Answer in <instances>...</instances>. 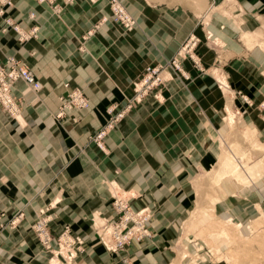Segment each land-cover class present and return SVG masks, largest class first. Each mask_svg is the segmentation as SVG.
Instances as JSON below:
<instances>
[{
	"label": "crops",
	"instance_id": "0c3cea01",
	"mask_svg": "<svg viewBox=\"0 0 264 264\" xmlns=\"http://www.w3.org/2000/svg\"><path fill=\"white\" fill-rule=\"evenodd\" d=\"M120 1L135 21L130 31L113 20L109 0L0 4V66L9 57L21 61L41 86L34 95L21 81L13 85L12 95L22 100L20 122L0 108V228L22 214L16 228L0 229V264H56L31 230L42 217L51 218L53 237L67 227L84 241L76 261L59 264H124L122 257L164 264L177 223L194 205L196 189L205 188L199 179L217 172L221 160L228 129L215 73L251 99L247 108L235 98L236 107L264 146V0H233L232 8L225 0ZM33 30L34 37L20 38ZM190 35L200 40V68L183 61L187 79L169 80L134 105L105 138L106 151L98 149L90 137L108 121L107 110L123 109L146 67L169 61ZM74 89L89 107L56 118L60 97ZM111 183L133 209L154 212L152 238L117 256L102 249L93 228L115 219Z\"/></svg>",
	"mask_w": 264,
	"mask_h": 264
},
{
	"label": "rangeland",
	"instance_id": "374dc122",
	"mask_svg": "<svg viewBox=\"0 0 264 264\" xmlns=\"http://www.w3.org/2000/svg\"><path fill=\"white\" fill-rule=\"evenodd\" d=\"M118 1L130 21L128 26L123 25V27L126 28L125 30L130 31L134 27L135 21L132 20V17L127 13L121 1ZM223 4L224 7L232 8L234 6V1L225 0ZM207 12L209 11L207 10L206 13ZM237 16H239V14H236L234 18H237ZM261 26H263L261 38L264 41V20L263 25ZM205 34L206 41H210L213 46H216L215 39L211 40L209 32H205ZM190 39H194L195 44L187 50L186 54L179 56L178 53L184 48ZM199 43L200 40L197 37L190 35L178 49L177 53L169 59L170 64L172 59L176 57L178 58L180 72L173 70L169 66L167 73L163 74V83L159 87L150 91L140 102L132 100L134 97L133 92L132 96L127 99V103L123 107L126 108L123 118L114 123L113 127L108 130L105 137L102 138L99 143L94 142V135L105 126L107 122H109L108 118L106 124L90 137V141L98 149L105 152V138L115 126L126 117L134 105L141 103L154 91L159 93L164 84L169 80L175 78L182 83V81L187 79L186 73L182 68L183 61L189 60L195 68L199 69L200 64L196 57V49ZM18 62L24 64L21 61ZM161 65H164V63ZM3 67H6V65ZM215 75L216 85L221 93H223L226 101L225 109L223 111V122L228 129L226 137H223L219 142L221 160L217 172L213 174H205L203 178L199 179L201 183H205V188L196 189L194 205L191 207V210L188 211L185 221L177 223V235L176 237L169 239V247L167 249L169 252V258L165 260L164 264H264V146L258 142L253 131L242 125L245 110L236 107L237 101L235 98L239 99L242 102V105L247 108L252 106L253 103L247 95L242 94L240 91H233L224 74L215 73ZM15 82L16 80L9 84L6 93L8 95H6L8 97L7 99L9 100L4 99L3 94L0 93V108L11 120L20 122L19 117L21 116L22 100L16 99L11 93V89ZM135 82L136 81H134V83ZM26 87L28 88V85H26ZM133 88L132 85V90ZM75 90L78 89H74L73 91ZM31 92L34 95L38 94V92ZM71 92L60 97V107L58 114L55 116L56 118L62 117L67 111H80L89 107V101L81 91L80 93L86 99L88 107L80 109L77 106H72L71 103L73 102L70 103L69 101ZM6 101L10 102V104H7ZM65 103H68L70 109H62L66 106ZM235 170L237 171L233 174ZM226 181H230L234 185ZM108 187L110 193L109 205L115 213V219H103L99 225L97 222L93 224V228L97 242L102 249L111 255L117 256L125 253L131 243L139 245L144 243L146 239L152 238L148 225L153 218L154 212L150 207H143L137 210L133 209L129 204V199L126 194L120 191L114 183H111ZM117 201L121 203L122 206L126 207V210L124 209L125 211L143 213L142 215L145 219L142 220L144 222L142 229L145 230L146 233L143 234L142 232L143 235L140 239L133 236L121 250L113 253L108 252L104 247L103 237L105 236L101 235V231L104 226L107 227L111 224H119L120 219L124 218L122 215L125 213L127 214V212L122 211L123 209L119 207ZM44 213L45 209L43 210V215ZM42 219L45 221V230L49 236L48 245L50 247L46 248V245L40 243L38 229L36 228L37 222L31 226V230L37 239V243L42 247L45 255H48V263H50L49 261L54 255H56L58 248L61 246V234L67 231L68 235H72L70 230L66 227L57 238L53 237L50 228L48 227L51 218L42 217ZM13 221L14 219L9 223L7 222L5 225H2V228L0 229L5 227L14 229L18 226L21 219L16 223ZM123 229L136 231L138 227L135 226L132 221H128L127 226ZM103 233L108 235V232L103 231ZM76 239H78V242H76ZM72 240H75V244L71 246V248L74 249L69 250L65 248L63 254H61L66 259L65 262H68L67 260L69 257V253L66 252H75L76 255L72 258V262H74L85 251L84 241L80 237L72 236ZM53 243L54 246H52ZM64 243L66 246L69 242L66 240ZM59 256L60 255H58V257ZM120 260L123 263L125 261V263L130 264L127 257H122ZM51 262L57 263L54 259H52Z\"/></svg>",
	"mask_w": 264,
	"mask_h": 264
},
{
	"label": "built area",
	"instance_id": "2783aa9c",
	"mask_svg": "<svg viewBox=\"0 0 264 264\" xmlns=\"http://www.w3.org/2000/svg\"><path fill=\"white\" fill-rule=\"evenodd\" d=\"M37 1L40 3H43L44 1L47 2L49 0H37ZM92 1L96 2V1H100V0H92ZM7 3H9V1H7ZM109 7H110L114 21L119 22L122 25L128 26V23L130 21L128 19V16L124 12L121 4L119 3V1L118 0H109ZM6 24H7V26L12 27L15 31H18V28L16 26L12 25V23H10L9 21H6ZM34 33L35 32L33 30L31 32V34L34 36ZM193 44H195V40L190 39L188 41V43L184 46V48H182V50H180L178 55L181 56L182 54H186L187 50L190 49L193 46ZM5 65H6V67L0 66V93L3 94L4 99L8 98L7 97L8 95L6 93L8 91L9 84L12 81H15L17 78L22 79L23 82L26 85H28L32 91L38 92L40 90L41 87H40L39 82L35 78L32 71H30V69H28L27 66L19 63L17 60H15L12 57H9L7 59ZM169 66L173 70H175V71L177 70L180 72L177 57L172 59L170 64L168 61V62L164 63V65L146 67V69L143 72V74L141 75V77H139V79L133 84L134 97L132 100H134L136 102H140L143 99V97L146 96L150 91H152L154 88L159 87L164 81V79H163L164 75L163 74L167 73V71L169 70ZM7 100H9V99H7ZM69 101H70V103L73 102V103H71L72 106L73 105L77 106L80 109L88 107V103H87L86 99L81 95L80 91H78V90L72 91L70 93V100ZM6 103L10 104V102H7V101H6ZM65 105L66 106L62 109H65V108L70 109V106L68 105V103L67 104L65 103ZM125 109L126 108H123L116 113H112L113 110L108 109L107 114L109 116V122H107V124L105 126H103L94 135V138H93L94 142L99 143V141L105 137L108 130H110L113 127L114 123L116 121L120 120L121 118H123V116L125 115ZM119 207L121 209H123L122 211L126 210V207L122 206L121 203H119ZM125 212H127V214L125 213L122 215V216H124V218L120 219L119 224H115V225L111 224V225L107 226L108 228H111V231L108 232V235L107 234L105 235L103 233V231L106 232L108 230L107 227L104 226L103 227L104 229L101 231V235L105 236V237H103V245L108 252L114 253L116 251H119L124 247V245L133 236L140 239V237H142V235L146 233V231L142 229L143 223H144L142 220L145 219L144 216L142 215L143 213L142 212L132 213L130 211H125ZM21 217H22V215H18L16 218H14V221L18 222ZM128 221H132L134 223V225L138 227V229L136 231L123 229L124 227L127 226ZM36 228L38 229L37 230L38 231V237H39L41 243L46 245V248H48L47 245H48L49 236H48L47 231L45 230V221L44 220L38 221ZM132 232H134V233H132ZM142 232H143V234H142ZM60 240L62 241L61 246H60L61 250H64L65 248H67L69 250L74 249V248H71V246L75 244V242H74L75 240H72V238H70V236L67 234V231H65L61 234ZM66 240H68L69 243L66 244V246H65L64 242H66ZM76 240H77L76 242H78V239H76ZM79 243H80V241H79ZM68 256H69L68 259L73 258L75 256V252L69 253ZM25 264H32V263L26 262ZM124 264H126L125 261H124Z\"/></svg>",
	"mask_w": 264,
	"mask_h": 264
},
{
	"label": "bare ground",
	"instance_id": "6f19581e",
	"mask_svg": "<svg viewBox=\"0 0 264 264\" xmlns=\"http://www.w3.org/2000/svg\"><path fill=\"white\" fill-rule=\"evenodd\" d=\"M7 1H9V3H7ZM0 0V4H1V6L2 7H4V6H10L11 5V0ZM45 2V1H44ZM0 13H1V11H0ZM9 21V20H8ZM10 22V21H9ZM11 23V22H10ZM31 32L32 31H30L29 33H27V34H23V33H19L20 34V38L21 39H27V38H29V37H34L32 34H31ZM16 81H21V82H23V80L22 79H20V78H17L16 79ZM24 83V82H23ZM25 84V83H24ZM28 88H29V86H28ZM30 89V88H29ZM31 90V89H30ZM32 91V90H31ZM235 169V168H234ZM237 170H235L234 171V173L233 174H235V172H236ZM232 175V174H231ZM20 215H22V214H20ZM20 219H22V217L20 218ZM41 220H44V219H40L39 221H41ZM38 222V221H37ZM16 223V222H15ZM37 225V224H36ZM104 225V224H103ZM102 225V226H103ZM102 229H104V228H102ZM111 231V228H108V230L106 231V232H110ZM70 236V235H69ZM70 238H72V236H70ZM41 243V242H40ZM50 246L48 245V248H49ZM66 253H73V251H70V252H66ZM61 254H63V250H61L60 249V247L58 248V251L56 252V255H54L53 257H52V259H54L57 263L56 264H59L61 261H63V262H65L66 261V259L61 255ZM58 255H60L59 257H58ZM76 255V254H75ZM51 259V260H52ZM61 259V260H60ZM69 263L70 262H72V258L71 259H68L67 260ZM67 262V263H68ZM126 264H128V263H126Z\"/></svg>",
	"mask_w": 264,
	"mask_h": 264
}]
</instances>
